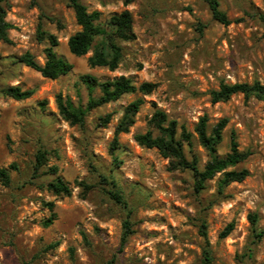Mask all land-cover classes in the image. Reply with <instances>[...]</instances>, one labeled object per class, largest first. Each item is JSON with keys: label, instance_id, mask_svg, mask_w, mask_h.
Here are the masks:
<instances>
[{"label": "rangeland", "instance_id": "374dc122", "mask_svg": "<svg viewBox=\"0 0 264 264\" xmlns=\"http://www.w3.org/2000/svg\"><path fill=\"white\" fill-rule=\"evenodd\" d=\"M83 2L99 10L103 21L125 9L133 13L135 38L121 42L124 56L115 70L91 67L92 51L70 52L69 37L81 25L69 0H9L7 6L14 27L12 43L0 40V168L9 169L10 180L0 177V264H203V221L211 264H264V232L256 234L264 231V101L243 93L226 101L211 98L222 81L264 83V0H221L229 24L214 19L206 0ZM40 29L57 36V53L74 64L56 79L15 62L26 51L46 62L49 43L40 39ZM85 73L101 80L126 75L137 86L155 87L150 93H125L92 109L83 123H72L60 113L56 96L86 105L90 92L80 81ZM7 85L35 93L17 100L3 92ZM137 98L144 102L135 124L119 137L126 148L112 153L116 125ZM157 109L166 112L165 125L177 121L179 132L182 125L194 132L205 114L211 126L227 117L219 153L230 151L235 133L248 157L228 169L246 168L249 175L219 191L218 173L197 192L190 169L175 168L158 148L135 139L153 127ZM108 113L112 118L104 124L101 118ZM194 151L203 167L209 155L196 134ZM52 167L73 188L71 196L50 190L56 177ZM101 174L116 185L101 183ZM81 181L95 186L85 189ZM108 189L121 191L130 218ZM50 201L57 218L45 227ZM126 219L133 232L120 249ZM231 222L234 229L222 237Z\"/></svg>", "mask_w": 264, "mask_h": 264}, {"label": "trees", "instance_id": "16d2710c", "mask_svg": "<svg viewBox=\"0 0 264 264\" xmlns=\"http://www.w3.org/2000/svg\"><path fill=\"white\" fill-rule=\"evenodd\" d=\"M215 20L229 24L231 20L226 12L220 7L221 0H206ZM70 6L74 9L77 22L81 25V29L72 34L68 40V46L71 53L76 56L86 55L89 51L92 54L88 58L91 67L101 66L115 70L119 67L123 56L124 46L122 41H129L135 38L133 30V13L129 9L113 14L110 18L102 20V13L99 10H89L83 0H69ZM134 0H125L126 4L132 3ZM9 0H0V40L12 43L10 30L14 27L7 19V11ZM264 19V14H262ZM40 39H47L49 45L45 48L46 62L41 64L30 51L16 56L15 62L22 63L39 71L44 77L56 79L61 75L70 72L74 64L63 56H60L56 47L59 44L57 36L53 33L40 29ZM80 81L89 89V100L86 105L83 103L76 104L70 97L65 98L61 93L56 96V101L62 116L72 123H83L86 115L94 108L107 104L111 101L119 99L122 95L129 92L141 91L150 93L155 85L154 83L144 82L137 86L130 77L120 75L112 79L101 80L96 75L85 73L80 75ZM99 89L98 94H94ZM3 92L14 99L23 100L31 97L35 93L34 88L23 89L19 85H7ZM243 93L247 98L254 96L264 101V83L259 80L253 82H235L228 83L222 81L218 89L211 91L213 102L229 100L234 94ZM144 100L137 98L129 103L125 111L116 125L114 139L111 144L112 153L116 150L126 148L119 140L120 134L130 130L135 124L136 115L140 110ZM45 101L41 102V105ZM112 118V113L106 114L103 123L107 124ZM167 114L161 109H157L151 119L153 127L145 133H137L135 139L142 145L147 147H156L165 157H170L172 165L175 168L183 167L190 169L194 177V188L197 192H201L207 187L208 182L218 173H221L219 180V191L223 187L232 182L243 181L248 175L249 170L244 169H228L238 163L244 161L248 157V153L239 149L235 133L231 137V149L226 155L219 153V145L223 140V134L229 119L221 118L213 126L210 125L209 116L207 114L200 117L199 122L195 126L194 132L189 131L185 125L181 126L179 132L177 121H169L167 125ZM195 134L199 143L206 149L209 159L206 164L201 167L197 153L194 151ZM187 147L189 148L187 150ZM188 152L191 157L188 156ZM43 157V156H42ZM42 157L38 155L37 160L41 163ZM11 167L17 168L15 164ZM38 168V166H37ZM56 177L49 183V188L56 195L71 196L73 188L61 176L57 175L58 168L52 167ZM101 183L116 185L115 181H110L108 177L101 174ZM0 177L9 182V169L7 167L0 168ZM81 186L85 189H91L95 185H90L81 181ZM108 193L113 199L125 208H129V204L119 189H108ZM51 215L43 220V225L49 227L57 218L55 212V203L53 201L46 203ZM132 210L128 209V218L131 217ZM252 220L257 221L256 215H250ZM234 229V223H229L221 232L222 237L228 236ZM133 232L132 221L126 219L124 221V231L121 239V247L123 249L128 241V237ZM201 232L205 238L204 260L203 264H211L213 255L210 241L207 237L206 223L201 224ZM262 232H257V236H262ZM29 264V263H24Z\"/></svg>", "mask_w": 264, "mask_h": 264}]
</instances>
